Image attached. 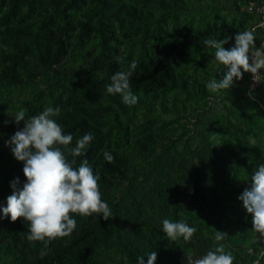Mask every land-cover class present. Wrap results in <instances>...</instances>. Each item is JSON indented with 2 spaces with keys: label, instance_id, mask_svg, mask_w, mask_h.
<instances>
[{
  "label": "rangeland",
  "instance_id": "374dc122",
  "mask_svg": "<svg viewBox=\"0 0 264 264\" xmlns=\"http://www.w3.org/2000/svg\"><path fill=\"white\" fill-rule=\"evenodd\" d=\"M258 1L0 0V209L11 181L26 182L7 143L24 126L13 116L59 106L58 124L84 123L64 132L73 136L67 147L93 134L73 168L88 160L113 213L108 220L73 213L72 234L45 246L27 240L28 221L0 212V264H131L120 238L145 261L155 251L153 264H187L189 252L196 259L217 243L233 264H264V237L238 199L264 165V84L255 99L235 77L227 92H210L206 85L223 65L204 44L231 37L223 47H233L235 34L255 21L245 5ZM7 39L25 47L21 58L14 60L20 49ZM133 61L138 102L130 107L106 85ZM164 219L196 232L172 241ZM216 231L224 240L215 241Z\"/></svg>",
  "mask_w": 264,
  "mask_h": 264
},
{
  "label": "clouds",
  "instance_id": "9594fccd",
  "mask_svg": "<svg viewBox=\"0 0 264 264\" xmlns=\"http://www.w3.org/2000/svg\"><path fill=\"white\" fill-rule=\"evenodd\" d=\"M253 30H245L235 34V44L225 49L231 37L224 39H206L204 44L215 49V59L223 65L207 83V89L212 93L228 90L233 86V78H242V71L251 73L256 83L264 80V46L257 48ZM137 64L133 61L127 70H120L110 76V83L106 85L108 94L121 96L127 106H134L138 96L131 88L130 77L133 76ZM222 73V76L218 74ZM61 108L49 106L42 112L29 116L27 110L21 108L15 113L14 121L24 122L22 129L16 131L7 143L11 147L14 158L23 162V174L26 182L18 187L17 177L10 183L13 189L7 199L6 207L0 209L5 217L11 221L23 218L29 222L28 241H42L45 246L57 238L70 236L77 226L71 214L92 216L94 213L104 220L113 217L108 203L101 199L99 174L93 172L92 166L85 158L78 167L73 168L75 158L86 155V149L93 141L91 132L76 140L75 147H67L73 141V136L65 134L62 126L53 119L59 116ZM73 157L68 160L65 154ZM104 159L112 163L114 157L104 152ZM252 184L238 197L247 213L252 215V225L255 232L264 237V165H260L251 176ZM164 234L172 241L183 238L188 242L196 232L184 221H162ZM226 234L216 231L214 239L224 240ZM43 255V253H42ZM147 264H153L157 254L151 251L146 254ZM233 255L226 252L225 245L217 243L214 250H209L203 256L193 259L189 252L187 264H233ZM137 264H144L143 257H137Z\"/></svg>",
  "mask_w": 264,
  "mask_h": 264
},
{
  "label": "built area",
  "instance_id": "2783aa9c",
  "mask_svg": "<svg viewBox=\"0 0 264 264\" xmlns=\"http://www.w3.org/2000/svg\"><path fill=\"white\" fill-rule=\"evenodd\" d=\"M245 11L255 17V21L251 23L249 30H255V46L260 48L264 46V0L258 2H249L245 5ZM264 73V69L258 70ZM245 96L250 99H255V92H257L264 84V80L256 83L252 80V74L243 72L242 78L239 79Z\"/></svg>",
  "mask_w": 264,
  "mask_h": 264
},
{
  "label": "trees",
  "instance_id": "16d2710c",
  "mask_svg": "<svg viewBox=\"0 0 264 264\" xmlns=\"http://www.w3.org/2000/svg\"><path fill=\"white\" fill-rule=\"evenodd\" d=\"M101 34H103V33H101ZM13 42L15 43L14 44L15 48L16 49H18V48L20 49V50L17 51V55L13 56L14 60H16L15 57L17 59L21 58V55L25 51V47H22L21 45L17 44L16 41H13ZM13 42L11 40H9V39L4 40V43H6L8 45L13 44ZM131 88H132V91L134 93L135 89H134V87L132 85H131ZM60 125L62 126L63 131L66 132V131H70V130L76 128L77 126H83L84 123H83V121L81 119L74 118L71 122H63L62 121V123H60ZM195 190H196V187L194 188V194H195ZM118 242H119V245H120V249H121L122 253L124 254V256L126 257L127 261L129 263H131V264H137L138 255H137V253H136V251L134 249L133 244L131 242H129L127 239H125V238L118 239ZM143 261H144V264H147V261H145L144 259H143Z\"/></svg>",
  "mask_w": 264,
  "mask_h": 264
}]
</instances>
